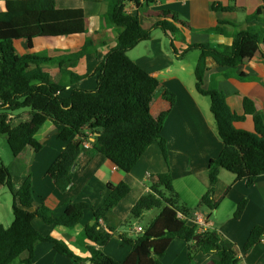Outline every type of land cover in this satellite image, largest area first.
<instances>
[{"label": "trees", "instance_id": "1", "mask_svg": "<svg viewBox=\"0 0 264 264\" xmlns=\"http://www.w3.org/2000/svg\"><path fill=\"white\" fill-rule=\"evenodd\" d=\"M157 0H115L112 8L106 12L107 22L119 27L116 45L105 56L97 68L98 86L88 90L76 88L70 97L61 96L60 91L66 84H74L87 74H78L63 68L64 63L75 65L76 62L92 51L95 43L87 39L78 52L56 58L40 55H20L15 48V40L35 37H58L86 32L85 11L82 8H59L56 0H7L6 10L0 11V136L8 139V144L15 157L27 147L36 151L43 144L36 136L47 117L56 121L59 138L71 140L90 126L97 133L93 148L113 161L121 170L131 172L147 149L151 141L143 138L140 131L150 128L168 160V144L162 135L156 118L151 113V93L157 79L148 70L133 60L129 51L142 41L152 37L155 28L165 32H175L177 26L172 21H159L152 27L142 24L137 15L128 13L125 6L129 2L140 5ZM215 11L232 10L215 4ZM262 9L247 16V22L259 19ZM175 20H179L174 16ZM229 22L219 19V24L209 29L216 33H228L224 28ZM236 26L231 45L197 43L188 46L177 55L185 56L191 50H200L195 75L197 90L210 97L217 131L224 143L219 156L210 161L211 186L202 198V204L215 208L214 194L221 169L236 174L237 179H246L252 185L264 173V113L256 107L255 101L245 97V109L254 116L256 131L237 129L234 122L244 116L234 112L227 103L226 94L218 88L213 77L209 88H204V76L207 70V58L212 57L219 65L236 67L246 60L259 56L264 61V27L251 25L247 28ZM54 62L60 65L63 74L70 77L65 82L52 79L43 63ZM29 108L32 118L20 125L13 126L14 113ZM85 148L70 143L49 169L55 185L61 191H68L74 186V167ZM157 180L151 184L134 206L131 217L142 220L145 213L159 209V213L143 226V231L135 236L122 233V240L132 246V251L122 261L106 254L96 246H89L91 258L77 255L69 246L53 236H45L35 226L34 219L40 217L45 223L64 225L74 228L84 209L93 207L88 203L69 204L63 214H57L45 203L35 208L36 199L31 177H27L16 190L13 175L9 167L0 158V182L13 193V223L6 227L0 224V264H33L36 246L39 242H49L73 264H163V258L177 239L189 245V259L193 260L197 252H219L220 258L211 264H242L235 244L222 236L216 229L199 230L197 224L190 225L187 218L179 217V212L188 215L189 211L180 204L179 194L174 186L171 172L157 174ZM111 193L104 204L95 210L96 222L87 225L85 235L98 245H105L112 237L114 227L105 229L99 220L108 221L112 209L130 191L127 183L111 184ZM248 199L243 198L235 210V217L241 218ZM200 236L199 239H195ZM264 238V226L255 225L248 236L244 249L250 250ZM27 254L23 257V254Z\"/></svg>", "mask_w": 264, "mask_h": 264}, {"label": "crops", "instance_id": "2", "mask_svg": "<svg viewBox=\"0 0 264 264\" xmlns=\"http://www.w3.org/2000/svg\"><path fill=\"white\" fill-rule=\"evenodd\" d=\"M114 2L115 0H56L59 8H82L85 11L86 32L58 37L39 36L32 41L19 38L14 42L17 53L56 58L80 51L90 38L95 43L92 51L80 58L75 65L67 62L63 65V68L87 76L74 84H66L60 94L68 98L76 88L96 89L99 77L97 68L117 43L119 27L105 19L106 12ZM6 3L7 0H0V11L6 10ZM215 4L232 7V10L215 11ZM125 9L128 13L137 15L147 27L163 20L172 21L177 26L175 32L155 28L151 39L140 42L129 51L130 57L157 79L151 93V113L167 140L169 158L167 160L164 157L153 131L144 127L140 135L149 139L151 145L134 169L125 172L93 148L95 139L91 147H84L83 137L86 132L94 131L93 128L86 126L71 140L64 141L59 138L56 121L47 117L36 135L43 144L41 150L36 151L29 146L17 157L12 153L8 165L0 155L12 172L16 190L27 177H31L35 208L45 203L57 214H63L69 204L88 203L93 207L84 209L74 228L48 224L40 217L34 219L35 226L43 235L63 240L75 254L84 258H91L92 253L88 247L94 245L122 261L132 251V246L122 240L121 234L135 236L138 232L136 228L144 226L140 220L126 223L134 206L150 190L151 184L157 180V174L171 172L180 204L189 211L185 216L190 225L196 224L195 213L201 212L207 220L205 229H216L231 240L242 264H264V238L250 250L244 249L251 229L255 225L264 226V173L252 185H248L246 179L239 180L236 174L221 169L214 194L217 206L211 209L202 204V198L211 186L210 161L219 156L224 143L217 131L210 97L197 90L195 69L201 55L200 50H191L182 57L176 52H183L188 46L197 43L231 45L237 29L235 25L239 28L251 25L264 27V0H157L151 4L142 1L140 5L129 2ZM259 9H262L260 18L247 22V16ZM174 16L179 20H175ZM219 19L229 22L224 25L228 33L209 31L219 24ZM262 49L264 50V43ZM42 67L57 82L67 83L70 77L62 73L58 63H43ZM213 77L218 81V88L226 94L230 108L244 116L242 120L235 121L234 126L255 132L254 116L246 112L244 101L245 97L252 98L258 110L264 113V61L259 56H254L239 66L228 67L219 65L209 57L204 88L211 86ZM31 118L29 108L21 109L14 113L13 126L26 123ZM4 139L8 143L7 137L4 136ZM70 143L79 144L85 149L76 161L74 186L64 192L55 185L49 169ZM123 182L130 186L129 193L112 209L108 221L103 218L99 220L105 229L114 227L112 237L105 245H98L85 235V228L96 222L95 210L110 195V185ZM243 198L248 199L247 206L242 217L236 218L235 210ZM3 209H7V223L2 221L5 218ZM13 220V193L0 182V224L9 227ZM190 244L183 239H175L163 258V264H211L213 259L221 256L219 252L200 251L190 260ZM25 255L27 256L25 253L23 257ZM33 264L73 262L60 254L53 244L39 242Z\"/></svg>", "mask_w": 264, "mask_h": 264}, {"label": "rangeland", "instance_id": "3", "mask_svg": "<svg viewBox=\"0 0 264 264\" xmlns=\"http://www.w3.org/2000/svg\"><path fill=\"white\" fill-rule=\"evenodd\" d=\"M202 96V95H201ZM207 96V95H206ZM207 98V97H206ZM209 98V96H208ZM0 155H1V158L3 159V161L8 165L10 164V161H11V156H12V151L10 149V146L8 145V143H6L5 139H4V136H0ZM159 209H153L151 211L148 212V215H146L142 220H140L139 222L141 224H144L146 225L150 219L154 216H156L158 213H159ZM3 212H4V219L2 220L4 223H7L5 219L6 216H7V209H3ZM26 256V255H25Z\"/></svg>", "mask_w": 264, "mask_h": 264}, {"label": "built area", "instance_id": "4", "mask_svg": "<svg viewBox=\"0 0 264 264\" xmlns=\"http://www.w3.org/2000/svg\"><path fill=\"white\" fill-rule=\"evenodd\" d=\"M97 133L93 130L86 132V136L83 137V145L85 148H89L92 146V143L94 142V139H96ZM179 217L186 218V216L179 212ZM195 223L199 226V230H205V227L207 226V220L205 216L201 212H196L194 216ZM143 227L138 226L136 228V231L141 232L143 231Z\"/></svg>", "mask_w": 264, "mask_h": 264}, {"label": "water", "instance_id": "5", "mask_svg": "<svg viewBox=\"0 0 264 264\" xmlns=\"http://www.w3.org/2000/svg\"><path fill=\"white\" fill-rule=\"evenodd\" d=\"M74 169H75V167H74ZM199 237H200V236H196L195 239H199ZM192 242H193V241H190L189 243H192Z\"/></svg>", "mask_w": 264, "mask_h": 264}]
</instances>
